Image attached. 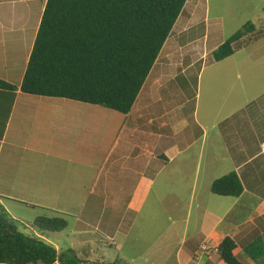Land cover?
<instances>
[{
	"label": "crops",
	"instance_id": "1",
	"mask_svg": "<svg viewBox=\"0 0 264 264\" xmlns=\"http://www.w3.org/2000/svg\"><path fill=\"white\" fill-rule=\"evenodd\" d=\"M29 1L0 0V8L13 9L20 4L27 5L26 3ZM13 23L12 13L8 14V12L4 21H0V67L12 66L11 73H18L14 70L18 66L16 46L12 49L8 48L17 43L12 41L13 37L8 36L9 32L14 33L16 30V26L15 28L12 27ZM28 23L27 19L22 22L20 32L25 33ZM183 31L181 35L186 32ZM178 40L176 45L180 48L179 51L183 52L182 47L186 46L181 47L179 45L181 42L178 44ZM33 44L24 56V66L21 72L19 71L22 73L19 75V80L18 75L12 79L9 71L5 73L6 76L0 78V80L15 87V90L0 89V196L9 195L11 196L9 198H14L13 194L18 193L23 200L52 201L55 198H60L72 201V199H78L81 191L89 186V191L79 198L88 200L86 205L82 203L81 209L79 208L80 211L74 214L70 211L65 212L64 209H62V213L75 216L77 220V225L70 228L69 236L77 235L79 241H82L87 236L85 238L81 236L88 234L81 235L80 233L83 231L91 230L92 233H96L95 236L90 235L83 243L79 242L80 247L90 248L96 246L97 243L101 244L103 239L114 241L112 233L118 232L127 220L130 222V214L135 215L142 210L144 202L152 191L155 179L163 174L165 168L177 169L178 174L189 170L194 177L192 195L195 197L197 176L199 180L201 173V163L206 162V167L210 168V158L211 162L212 160L215 161V158L219 157V153L222 157L218 159L220 161H217V165L221 162L228 164L231 162L232 167L235 168L232 172L237 173L244 188L243 194L236 198L234 206L237 208L244 206V203L241 202L246 200L247 191L249 197L251 194L256 198L257 194L253 191L255 190L260 194L261 199L258 204L252 206L251 212L240 221L241 224L238 225L235 224L237 222H234L233 225L227 227L228 223H232V213L237 215L238 212L235 211V213L233 208L227 207H224L221 212H215L214 206L212 211L209 206L211 201L204 195L202 202H198L195 206L196 215L198 212L200 214L199 218L195 217L194 219V233L190 236L192 242H185L186 236L182 244L184 248L187 247L186 252L189 256L191 253L194 255L195 260H192L193 256L188 257L187 261L184 263L180 261V264H191V262H198L199 259L204 260L205 258L207 259L205 264L220 263L216 249L226 236H231L236 241L238 248L235 255L239 259L243 247L255 241V236L264 229V195H262L264 194V97H261L259 103L255 105L254 118L247 122L249 134L244 129L246 123H242V119H240L243 117L240 110L236 112L232 110L226 118L222 114L214 119L212 125L208 126L198 119L197 106H194L191 111V124L190 121L181 120L179 115L174 114L173 111L178 110L183 105V101L179 103L176 100L175 106L171 109L173 113L168 116L167 112L173 105L168 100H173L174 95L170 86L179 78V73L186 74L190 68L194 67L196 61L190 60L185 64H177V67L164 65L159 70L158 61L161 58L159 55L151 71V76L145 82V87L139 93L133 108L127 115L121 114L117 126L116 119L114 118L113 121L111 116L110 112L112 111L101 108L105 110L103 113L89 112L86 108H90V105L80 103L81 105L76 106L77 109L85 110H78L79 115L76 117L71 116L78 128H71L68 124L67 129V133L74 132L75 137L73 140L65 138L64 143L59 146V141L62 143V139L60 138L61 135L56 133L58 132L56 127H60L61 124L56 121L54 125L55 134L52 133L53 135L49 136L43 134L44 126L35 130L34 118H32L31 112H28L29 106L32 103L38 104V101L40 103L38 105L58 104L61 110L62 104L68 102L72 104L73 101L31 96L21 92L20 87ZM170 53L169 51L168 54ZM202 54L200 55L201 61H203V57L205 58ZM184 58L186 61L185 55L183 61ZM204 68L206 66L201 67L199 76ZM171 70H174L175 75L170 74L171 72L167 73ZM151 78L153 79L151 80ZM163 90H166L164 93L171 91L170 96L164 97ZM156 107L160 108L157 109ZM213 115L216 114L213 113ZM103 118H111L112 121L109 122L107 130L103 127L100 131L97 127L99 124L97 121ZM88 121L90 128L97 127L95 131L98 132V135L93 136L97 139V146H92L95 148H91V150H100L98 147L100 141H111L100 165L84 162L83 157L76 153L77 146L81 145L80 140L82 144L90 147L94 131L90 130L88 134L83 133V125ZM102 124L106 125L107 122ZM79 125L81 126L79 127ZM239 127H243L242 133ZM195 128L201 130L202 141L198 151L191 154L190 151L198 139ZM211 133L213 141L205 156L206 146L203 145V141L205 138L207 141ZM80 134L85 136L80 137ZM42 135L44 142L37 145V142L35 143L36 137L39 136L41 139ZM216 145L219 151H217ZM223 151L228 159L223 155ZM204 157H206V161L203 160ZM37 159L41 160L40 170H36L39 162ZM90 177L92 179L91 184ZM37 178L38 185L35 186ZM86 179H89V182H86ZM85 182L86 185L84 186ZM246 182L248 183L247 188L245 187ZM4 184L10 186L6 193L3 192L2 188ZM40 195L43 196L39 197ZM50 205L47 203L37 204L43 209H49ZM55 206L58 205L55 203ZM122 207H125L127 214L120 218L116 211L117 208L121 210ZM93 213L98 214L94 221L89 218V215ZM224 226L226 230H224ZM203 247L208 248V250L203 252ZM56 249L59 250L58 246ZM179 251H181L180 254L183 252L182 250ZM81 255L80 259L87 261L84 254ZM262 257L264 258V255ZM242 261L244 264H256L247 257L243 258Z\"/></svg>",
	"mask_w": 264,
	"mask_h": 264
},
{
	"label": "rangeland",
	"instance_id": "2",
	"mask_svg": "<svg viewBox=\"0 0 264 264\" xmlns=\"http://www.w3.org/2000/svg\"><path fill=\"white\" fill-rule=\"evenodd\" d=\"M26 4H20L17 8L13 9L7 7L0 8L1 22L4 21L7 12L8 14L12 13L14 20L12 27L15 28L16 26V30L14 33L9 32L8 36L13 37L12 41H16L17 45L14 44L13 47L9 46L8 48L12 49L16 46L18 55V66L14 68L18 73H11L12 66H1L0 78L6 76L5 73L9 71L12 79L15 75H18L19 80V75L22 74L19 71L21 72L24 66V56L29 52L31 44L34 43L46 0H30ZM25 19L29 23L26 26L25 33H22L20 32V27ZM246 24H253L257 28L256 33L254 35H247L238 43L234 44L235 53L233 56L221 62H215L212 52L237 31L243 29ZM184 29H186V32L183 31ZM182 31L185 32L183 35H181ZM178 38L181 44H179ZM177 40L181 47L186 46L182 47L183 52L179 51L180 48L176 45ZM169 51L171 52L170 54H168ZM201 54L205 56V58L203 57V61L200 58ZM184 55L186 56V61L185 58L183 61ZM160 57L158 61L159 70L164 65L177 67V64H185L190 60L196 61L194 67L190 68L186 74L179 73V78L170 86L173 91L172 94L174 95L173 100H168L169 103H173L167 112L168 116L174 112L175 115H179L181 120L186 119L192 124L191 111L194 106H197L198 119L209 126L220 115L223 114L226 118L232 110H235V112L240 110V114L243 115L240 119H242V123H246L244 129L249 134L247 122L254 118L255 105L259 103L258 101L261 97H264V0H188L172 30L171 36L161 51ZM202 66H206V68H204V71L199 76ZM167 73L175 75L174 70ZM143 87H145V84ZM164 92L166 90H163ZM170 92L164 93V97L170 96ZM176 100L179 103L183 101V105L178 110L172 112L171 109L175 106L174 103ZM37 103L40 104L38 101ZM38 104H30V111L28 110L29 113L31 112L32 118H34L35 130L44 126L43 134H47L48 136L53 135L55 134L54 125L57 121L61 124L60 127H56L58 128V132L56 133L60 134V138L62 139V143L59 141V146L64 143L65 138L73 140L75 133H67L68 124H70L71 128H78L74 120L71 119V116L76 117L79 115L78 110H85L77 109L76 106L81 104L74 101L72 104L68 102L61 105V110L58 104ZM89 107L86 108L89 112L103 113L105 111L103 110L104 108L101 109L99 106L90 105ZM156 108L159 109L160 107ZM110 113L113 121L114 118L116 119L117 126L121 119V114L115 111ZM213 113L216 115L214 116ZM33 115L36 116L33 117ZM111 121V118H103L97 121L99 123L97 127L100 131L103 127L107 130L109 128V122ZM104 122H107V124L103 125L102 123ZM97 127L91 129L89 121L84 123L83 133L88 134L90 130L94 131L92 133L91 144L90 147L85 146L80 140L81 145L79 147L77 146L76 150V153L83 157L84 162L92 163V165H100L105 157L106 150L111 145V141H100L98 145L100 150H91V148L97 146V139L93 137L98 135V132L95 131ZM191 127L193 128V125ZM242 128L239 127L241 133ZM195 134L198 139L190 151L191 154L198 151L202 141L201 130L195 128ZM81 136L85 135L80 134ZM36 140L35 143L37 142V145L43 143V135L41 139L37 136ZM212 141V133L207 141L206 138L203 141V145L206 146L205 156ZM216 149L219 151L217 145ZM223 155H225L224 151ZM218 156L212 162L210 158V168L206 167V162L204 164L201 163V173L199 180L197 176L198 183L195 189V197L192 195L194 177L189 170H186L185 173L178 174L177 169L172 167L165 168L163 174L155 179L152 191L144 202L142 210L138 214H130V222L127 220L118 232L114 231L112 233L114 241L103 239L101 244L97 243L94 247H80L79 242L83 243L90 235L95 236L96 233H92L91 230L83 231L80 233L81 235L88 234L81 236L82 238L87 236L82 241H79L77 235L69 236L68 232L71 227L77 225V220L75 216L62 213V209L65 212H73V214L80 211L82 203L86 205L88 200L79 198L83 197L89 191V186L81 191L78 199H72V201H66L60 198H55L52 201L42 199L23 200L18 193L13 194L14 198H9L11 197L9 195H6V197L0 196V214H7V217L17 224L21 232L31 234V230H33L34 234H38L39 236L41 234L32 227L36 217L44 216L66 219L69 223L68 229L60 233L46 234L43 237L44 241L55 248L58 246L59 250L57 251L59 254L66 253L67 250L72 249L74 254L80 259L83 253L85 260H87L86 264H113L116 260L122 261L121 264H180V261L184 263L188 260V257L193 256L192 260H195L194 255L191 253L189 256L188 252H186L187 247L184 244L186 247L184 248L182 244L186 236L187 240L185 242H192L190 241V236L194 233V219L195 217L199 218L200 214L198 212L196 215L195 206L198 202H202L204 195L211 201V205L208 203L211 210L214 206L215 212H221L224 207L233 208V212H238L237 215L232 213V223H228L227 227L233 225L234 222H237L235 224L238 225L241 224L242 222L240 221L251 212L252 206L258 204L261 199L260 194L255 190L253 191L257 194L256 198L251 194L249 197V192L247 191L246 200L241 202L244 203V206L237 208L234 206L236 198L218 197L211 194L210 186L212 182L235 170L231 162L229 164L221 162L217 165V161H220L218 159L222 155L218 153ZM225 158L228 159L226 155ZM205 159L206 157L203 158L204 161H206ZM38 161L39 159H37ZM40 166L41 160L38 162L36 170H40ZM78 169L79 167L76 169V172ZM87 181L89 182V179H86ZM91 181L92 179L90 177V184ZM37 185L38 178L35 180V186ZM247 186L248 183L246 182L245 187L247 188ZM2 188L3 192L6 193L10 186L4 184ZM42 196L40 195L39 197ZM77 201L79 202L77 203ZM45 203L51 204L49 209H43L37 206V204ZM55 203L58 206H55ZM116 213L120 218L127 214L125 207H122L121 210L117 208ZM97 217V213L89 215L92 221L96 220ZM109 218L112 219L111 217ZM224 230H226L225 226ZM258 233L255 238L260 237L264 243V229ZM179 250L183 252L180 254L181 251ZM206 250L208 248L203 247L202 251L204 252ZM243 258L245 257L242 254L239 260L243 262ZM206 260V258L204 260L199 259L198 262H191V264H205ZM263 263V257L256 262V264ZM218 264L221 263L218 262Z\"/></svg>",
	"mask_w": 264,
	"mask_h": 264
},
{
	"label": "trees",
	"instance_id": "3",
	"mask_svg": "<svg viewBox=\"0 0 264 264\" xmlns=\"http://www.w3.org/2000/svg\"><path fill=\"white\" fill-rule=\"evenodd\" d=\"M188 0H46L20 90L23 94L71 100L127 115L171 36ZM246 24L213 52L221 62L235 53L234 44L255 34ZM0 89L15 90L0 80ZM211 194L239 198L243 185L236 172L211 184ZM64 218L36 217L23 233L0 214V264H86L72 249L59 254L44 235L68 229ZM226 236L216 251L221 264H243ZM253 262L264 255L257 238L243 247ZM116 260L113 264H121Z\"/></svg>",
	"mask_w": 264,
	"mask_h": 264
}]
</instances>
